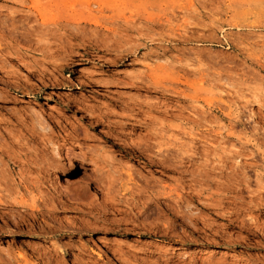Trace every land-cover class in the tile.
<instances>
[{
  "label": "rangeland",
  "instance_id": "374dc122",
  "mask_svg": "<svg viewBox=\"0 0 264 264\" xmlns=\"http://www.w3.org/2000/svg\"><path fill=\"white\" fill-rule=\"evenodd\" d=\"M23 1L29 9L20 1L0 0V19L8 25L7 31L0 27V47L15 37L12 49H23L19 59L0 52V150L48 158L52 167L43 183L20 189L25 200L44 206L46 215L37 227L31 228V219L18 226L19 211L13 216L11 208L0 207V264H264V243L257 244L259 238L245 229L264 233V205L257 201L245 204L239 219L210 209L206 194L179 204L175 190L167 201L180 212L174 209L171 215L164 212L167 201L148 200V207L144 203L131 213L125 203L106 204L114 170L128 168L169 189L181 179L189 183L190 175L185 182L155 162L149 166L124 157L116 146L139 144L149 127L161 129L164 138L156 141H170L173 154L182 145L191 171L212 170L210 176L230 183L235 170H246L264 183V0ZM35 12L63 25L88 16L104 27L88 25L83 38L69 39L54 24L53 29L37 27ZM15 26L18 34L26 30L32 37L24 32L25 40L18 37ZM32 26L40 38L43 30H55L52 51L62 37L55 62L34 56L46 40L37 43ZM115 30L128 39L125 48L138 49L136 54L120 57L113 44L104 52L90 48L83 56L79 42L111 39ZM139 75L168 92L153 85L160 91L147 92L127 82ZM106 119L121 122L116 132ZM0 159L8 160L1 152ZM197 182L195 188L208 195L224 191ZM48 186L72 205L57 206ZM257 187L253 181L252 189ZM223 251L232 256H222Z\"/></svg>",
  "mask_w": 264,
  "mask_h": 264
},
{
  "label": "bare ground",
  "instance_id": "6f19581e",
  "mask_svg": "<svg viewBox=\"0 0 264 264\" xmlns=\"http://www.w3.org/2000/svg\"><path fill=\"white\" fill-rule=\"evenodd\" d=\"M16 1H20L22 5H24L25 7L28 8V5H27L26 1H23V0H16ZM2 13H3V11L0 10V18H1ZM33 15L36 17V18L34 17L35 19L34 18L33 19L36 21L35 22L36 25L38 23L37 27H39V26L43 27L44 26L45 28H49L51 26L50 28L53 29L52 26L55 25V27L57 26L60 30H63V33H61V34H63L64 36L68 37L69 39L70 38H76V39L83 38L82 35H83V33L85 31L83 32L82 28L83 27H87L88 25L96 27L95 30L97 28L103 26V24L98 19L92 18V17H88V16H81V17L75 18L74 20L69 21L65 25H63L60 22L48 21V19L46 20L43 17H39V14L37 12H35V14H33ZM1 19H0V27L2 29H4V31H7L8 30V25L6 24V21H5L6 19H3V20H1ZM40 19H42V20H40ZM9 20H10V18H9ZM14 22H15V20H14ZM151 23H154V21H152ZM52 24H54V25H52ZM15 28H16V26H15ZM52 29L49 30V31H46L47 29H45V30L41 29V31L42 30L45 31L44 33L42 31V35H43L42 38H40L41 35L39 33H41V32L39 30H37V34H35L36 30L33 32L34 27L32 28V30L30 29V31L33 34L39 35V36H36V39L38 38L37 43L40 44L41 41L43 42L44 40H46V41L43 42V44H41L44 47L40 50V53L39 54L34 53L35 57H39V56H36V55H41L42 56L41 58H44L45 60L47 59L46 61L54 60V58H55L54 54L58 53L61 50V48H63V43L64 42H62V37H61V39L57 38L58 39L57 42L58 41L59 42L56 43L54 41V43L57 45V49L52 51V48H51L52 45H50V40L49 39L50 38H55V35H56L55 30L53 31ZM16 30H17V33H16L17 36L19 34H20L19 36H21L22 35L21 33L24 32V31H22L21 33L18 34V31L20 32V30L18 28H16L15 31ZM56 30H58V29H56ZM38 31H39V33H38ZM113 32L114 33L112 34L113 36H112L111 39H108V38L107 39H102L100 37H97L96 39H92V37L91 38L90 37H86V38H88V40H86L88 42H86V41H84L82 39L83 41L79 42V45L83 46V48L85 49L83 56L88 55V53L90 51L89 50L90 48H93V49L97 50L98 52H104L103 49L109 50L113 46V44H116L114 50L117 52V55H119L120 57H123L124 55L129 57L131 55L136 54V52L138 50L137 48H131V47L125 48L124 47L125 45L128 44V39H126L123 35H120L119 32L117 33L116 30L113 31ZM24 33H25L24 35L27 36L26 33H28V32H26V30H25ZM16 34H15V36H16ZM22 37H23V35L21 36V38ZM14 38H13V40L15 41ZM24 40H25V38H24ZM14 41H12V42H14ZM12 42L9 41V40L7 42V40H6V42L4 43L5 46L1 45L0 52H2V50H5L7 54H9V55L10 54H15L18 57V59H19V57L21 58L20 54L23 52V49L20 46L18 50L16 49V51H14L12 49V46H11L12 44H10ZM41 45H39V46H41ZM3 53H4V51L2 52V55L6 56V53H4V54ZM54 62H55V60H54ZM127 82L132 84L134 86V88H137V89H140V90L144 89L147 92H151L152 89H154L155 91H158L160 88H162L161 91L159 90L160 93H163L164 91L168 92V90H166L164 85L161 84L160 82L153 81L151 78L145 77V76H142V75H139L136 78H129V81H127ZM152 85H153V87L156 86L158 88V86H159L160 88L158 90H156L157 88L156 87H155L156 89L153 88ZM154 90H152V91H154ZM164 96L167 97V94L164 93ZM129 105H126V108ZM132 108H130V110H133ZM122 115H124V113H122ZM127 115H129V114H127ZM132 115L133 114H130L129 116H132ZM104 118H106V117H104ZM123 118H124V116H123ZM106 120H108L107 122L109 123L110 129L112 131L116 132L118 130L117 128L119 127L121 122L120 121H115V120L112 121L110 119H106ZM42 127H43V125H42ZM160 130L157 127H155V128L154 127H149V129L147 131V134L144 135V139L139 144H137V145H122V144L118 145L116 143L117 144L116 146L119 148L120 151L123 152V156L124 157H129L131 160H135V161L143 160L145 162V164L149 165V166H152L154 164V162H155V163L161 165V167L163 168V170L165 172L179 173L184 178H187L186 176L190 175V177H191L190 180H189V178L185 179V182L187 180H189V183L187 182L186 184H184V181L181 179V181H180L181 183H180L179 186H176L175 189H169V187L167 185H163L161 183L156 184L155 182L153 183L150 180L144 179V178H142V176H139L138 174H135L134 172H132L128 168L124 169V170L122 169V170H119V171H117V170L112 171L111 170L112 172H111V176L109 178V180H110L109 181L110 182V186L109 187L110 188H109L108 195L106 196V201H108L106 203L107 205H111V207L114 208V206H116L118 204L125 203L126 207L129 209V211L131 213V212H134V211H136L138 209L140 210V206L141 205L143 206L144 203L146 204L148 202V200L149 201L156 200V201H160V202L162 201L163 202V201H167V200H169L171 198L173 199L174 198V193H173L174 190L177 193L175 198H174V200L177 203H179L180 201H182L183 203L184 202L186 203L188 200L189 201L190 200H196L197 196H199V197L201 195L205 196V194H206L207 199L210 202L209 201L206 202V200H205V202H206L205 204L207 206H209V208L213 207L220 214L226 213L229 216H232V217L234 216L233 218H235V219H239L238 215H240L242 213V211L244 209L243 206L245 204H249V203L251 204L252 202L257 201L256 204H263L264 205V183H261V178H259V176H256V179L254 180V179H252V177H250L251 175H249L246 170L245 171L242 170L241 173L237 172L235 170L233 175H232V177H230L231 179L228 178V179H230L229 180L230 183H228V182H224V180L223 181H219L221 179L216 180L217 178L215 179L214 177L210 176L209 173L212 170L208 171L207 173H206V171L201 170V169L198 170V173H196L194 171V169L191 171L188 168V165H187L188 159H187L186 156H184V154H185L184 152L185 151L182 150V145H180V149H178V151L181 150L180 153L173 154L172 153V149H171L172 145H171L170 141L163 142V143L162 142L159 143V142L156 141L159 136H162ZM33 137H34V135H33ZM162 137L164 138V136H162ZM14 142H11L12 146H14V145L18 146L19 145V144L18 145L15 144L16 142L15 143ZM50 144H52V142ZM156 145H157V148H155ZM0 152H1V155L4 158L5 157L8 158L7 162H4V160L0 159V161L2 160L1 161L2 165H0V207H3V208H8L9 207V208H11L10 211L12 212L11 215H13V216H14L15 211H19L18 215H19L20 219L18 221H16L17 222L16 224L18 226L29 225L28 219H31L32 220V223H30L31 228L37 227L36 224L38 223V220L41 219V218H45L46 214H44V211H45L44 206H41L42 204H40L39 200L38 201L37 200H33L32 202H29V201L25 200L24 197L21 194L20 189L23 188V189L27 190V189H29L30 185L37 186L39 183H43L42 180L45 177V175L47 173H49L50 167H52V163L50 162V159H48V158L47 159L44 158L42 161H40V160L38 161L37 158L36 159H34V158L32 159V157L31 158L28 157V154H24V153L22 154V153H19V152H16V151H11V148L8 151L2 149V150H0ZM32 171H36L37 172V175L35 177L30 175V173ZM28 172H29V174H28ZM108 175H110V174H108ZM124 175L126 176V180H124V178H123ZM55 177H56V175H55ZM199 177H201V178H199ZM99 178L100 177H98V180H99ZM228 179H226V180H228ZM198 180L201 181V182H205V184L208 183L210 186L212 184L217 185L218 189L222 188V189H224V191H222V192L216 191L215 193H213L210 190L212 192V194L209 193L210 195H208L206 193L207 190H202V188H201V190L195 188V185L198 184V182H197ZM253 181H255L256 185H258L256 190L252 189ZM202 184L203 183H201L200 187H202ZM56 189L57 188H55V190ZM55 190H53L52 188L49 187V193L51 195L53 194L50 198L51 199L53 198L54 200L57 201V204H58L57 206L62 208V206H66V205L70 206V205H72V203L69 202L70 200L68 201V199L64 198L66 196V195L64 196V193L56 194L57 191H55ZM4 192H6V193H4ZM59 192H61V191H59ZM59 192H57V193H59ZM146 196L148 198H146ZM48 197H49V195H48ZM51 201H53V200H51ZM145 206H147V204ZM164 206H165V211L164 212H166L167 214L171 215V211L172 210L174 211V209L177 211V213L180 212L179 208L171 207V204H169L168 201L166 202V204H164ZM179 207L181 208L182 205H179ZM21 208L24 209L23 212L25 214H22L21 211L18 210V209H21ZM54 208H55V205H54ZM122 209H124V208L122 207ZM95 210H96V213L99 214L100 216L101 215L103 216L104 213H105V212L103 213L101 211V209H99V208H95ZM46 211H48V210H46ZM124 212L126 214H130L127 210H125ZM172 213H174V212H172ZM135 214H137V216L139 215L138 212H136ZM49 215H51V217H52V215L54 216L53 213H50ZM13 216H11V217L13 218ZM11 217H8V218H11ZM124 222H126V220ZM248 222H250V221H248ZM39 223H40V221H39ZM47 224H49V221H48ZM241 224H243V222ZM245 224L247 225V223H245ZM40 228H41L40 231H42V232L45 231L43 229L44 228L43 226H40ZM50 228H52V226ZM59 229H61L60 233H62V234H66L67 233L66 231H64L65 229H63V226L62 227L60 226ZM245 229H246V231L248 230V233L251 234L253 237H258L259 240L257 241V244L263 246L264 233L260 234L258 230L256 231V230H254V227L248 226V225L246 226ZM63 252H65V251H63ZM203 252H207V249H204ZM230 252L231 251H223L222 256L223 255L232 256V254H231L232 252L231 253ZM219 260H221V259H218V261Z\"/></svg>",
  "mask_w": 264,
  "mask_h": 264
}]
</instances>
